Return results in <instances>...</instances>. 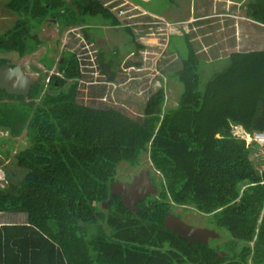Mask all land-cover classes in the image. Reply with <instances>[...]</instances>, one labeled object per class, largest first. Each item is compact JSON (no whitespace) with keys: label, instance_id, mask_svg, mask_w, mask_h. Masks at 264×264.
<instances>
[{"label":"trees","instance_id":"1","mask_svg":"<svg viewBox=\"0 0 264 264\" xmlns=\"http://www.w3.org/2000/svg\"><path fill=\"white\" fill-rule=\"evenodd\" d=\"M5 7L18 18L0 33V53L21 57L42 43L35 30L49 15H58L64 26L71 18L77 23L98 15L117 22L102 0H8ZM248 8L264 22V0H250ZM186 38L188 57L168 74L183 84L178 102L166 105L163 84L139 104L137 117L120 105L78 101L81 72L73 52L59 63L64 77L52 76L53 92L42 94L41 80L28 95L0 89V130L12 138L26 132L30 142L15 154L22 179L0 185V212L27 214L24 224L0 225V264H7L1 251L8 246L24 247L18 253L23 256L31 251L29 264H264V169L258 171L250 156L258 143L233 133L234 125L264 131V48L233 52L202 86L200 60ZM45 59L50 68L55 59ZM6 63L9 58L0 57V65ZM101 89L96 93L102 98L106 87ZM9 138L0 136L5 157ZM144 153L160 174L156 195L163 201L136 214L124 210L110 185L119 163L137 166ZM109 199L114 202L105 210ZM172 201L211 214L233 244L242 241L232 260L168 229L164 219ZM165 243L167 250L161 249Z\"/></svg>","mask_w":264,"mask_h":264},{"label":"rangeland","instance_id":"2","mask_svg":"<svg viewBox=\"0 0 264 264\" xmlns=\"http://www.w3.org/2000/svg\"><path fill=\"white\" fill-rule=\"evenodd\" d=\"M8 0H0V33L5 32L6 29L9 27H12L18 18V16L9 11L5 7V2ZM144 2L148 3V8L153 9V11H156L161 17H163L166 20H169L170 22L173 21H181L184 18H186V11L189 10V6L191 2L195 3V0H152L150 3L148 0H143ZM129 4H137L136 1H128ZM143 6V5H140ZM140 10V9H139ZM150 11V10H149ZM153 11L151 12L153 14ZM141 13V21L139 26L141 32H140V38H141V44L144 45V49L141 52V56H139L137 59L141 62L140 68L145 69L143 71L138 72H132L131 75H136V79H134L133 84H130L128 82V79L126 77L127 74L118 75V79H121L122 81L125 80L126 84L123 86V88H117L114 91L112 88H108L107 92L103 95V97L97 96V89L93 88L89 89L87 86L82 85L81 90L78 95V101L82 104L95 106V107H105L109 105H120L125 108V111L134 117H137L141 114V111L139 110V102H136L133 99L139 100L140 102H143L150 94H152L153 90H156L163 84L167 87L166 88V105L167 106H175L178 102L179 96L183 90V84L175 77L171 76L169 78V73H174L178 68L182 65L183 58H186L189 53V49L187 46V38L183 35H172L169 49L165 52L163 56H157L156 53L162 52V49H164L165 44H163L164 37L163 29L164 23L158 24L160 21H163L160 19L158 15H150L147 12H144L143 10L139 11ZM147 13V14H146ZM159 17V18H157ZM51 17H47L46 20L50 19ZM95 19V16H89L87 18L86 22L93 21ZM150 20H153V24L155 27L153 30H156L157 33L155 36H153L152 32L153 30L149 28L150 24H147L145 27V24L143 22ZM53 20L52 18L49 21H46L44 24H42L41 28L42 30L38 33L39 37L44 40V42L38 47V50L32 53L31 55L19 57V54L17 52H7V53H0V57H6L9 58V61L14 63H28V61H31L35 65H41L40 61L38 60L39 55L42 54L41 59H45L46 54L50 53V55H53L56 59V68L58 66V60L60 58V55L56 54V52L52 49V47L57 48L58 50H66L67 47H70L73 43H77L80 41L81 44H88V46L91 49L93 57L96 54V45H99L100 48L106 49L108 52H113L114 50L117 51H123L125 47L127 46V37L128 34L124 28H120L118 30L114 28H110L107 30L106 34H103L102 32H99L98 34L95 33V31H92L90 34L93 37H96L97 43L94 41H87V39H80L79 34L82 32L78 30L75 27H72L76 33L65 32L61 33L58 31V26L55 23H51ZM99 23H102L101 21H98ZM157 22V23H155ZM138 21L136 22V24ZM159 26V27H158ZM96 30V29H94ZM120 30V32H119ZM119 32V34H118ZM99 34H103L100 36ZM139 35V34H138ZM78 45V44H77ZM102 48V49H103ZM80 50L82 51V57L85 56L83 52V47L80 46ZM177 50V55H180L178 57L177 55H174L172 52ZM80 52V51H79ZM150 53V54H149ZM212 56V53L210 54ZM95 58V57H94ZM155 60H154V59ZM113 59V57H112ZM46 61L48 58L45 59ZM29 64V63H28ZM229 64V59H222V60H213L211 62H204L201 61L200 63V75L202 80V86L206 84V82L212 77V75L216 72L221 71L223 68H225ZM97 65V64H96ZM155 65V66H154ZM138 65H136V68ZM29 72L33 70L32 68L29 69ZM132 70H135L132 68L129 70L130 72ZM136 71V70H135ZM142 72V73H141ZM44 73V72H43ZM41 73V74H43ZM141 73V74H139ZM41 77L45 78V75H41ZM95 78V77H94ZM100 79L101 78H97ZM46 82V81H45ZM154 88V89H153ZM49 89V91L53 92V89ZM106 90V89H105ZM132 97V98H131ZM106 98V100L104 99ZM114 101L117 103L115 104ZM2 129V128H0ZM8 132V131H7ZM0 130V136H6L11 137L9 138V144H3V146L9 147V153L10 155L5 156L0 152V185L6 186L7 183L10 180H20L25 174V171L18 166L15 159V154L28 146L30 144L29 142V135L26 134V132H23L18 137L12 138L13 136H9V132ZM8 135V136H7ZM13 135V134H11ZM249 141V138H248ZM247 141V142H248ZM252 153H251V159L254 164V167L261 171L264 169V146L252 143L251 145ZM2 157V158H1ZM150 158L148 153H144L142 155V160L139 165H137L136 168H141L142 166H145L147 168L153 169V173L155 176L160 177L159 172H156L154 169V166L150 164ZM129 165L126 161H122L118 165V175L121 176L124 172V168ZM130 174V172H128ZM176 209L175 206L169 204L170 208ZM171 208V209H172ZM193 210H188V214L192 215ZM2 213V214H1ZM184 214V213H183ZM186 214V213H185ZM17 220L15 222L22 223L27 222V214L26 213H20V212H0V220L2 222H10L12 219ZM206 222H208L210 225H216L214 222L213 217L211 218H205ZM217 226V225H216ZM218 227V226H217ZM218 230L222 231V237H212L213 239L210 241L211 248L218 247L219 242L221 240H224V237L230 238L231 240H228L226 245H221L220 247L227 251L230 255H232L231 258L227 257V261L232 260L235 255L234 249L239 250V247L235 244H233V238L231 235L225 230L218 227ZM217 231V230H216ZM217 233H219L217 231ZM240 242V241H238ZM242 242V241H241ZM244 243V242H243ZM239 245H243L242 243H239ZM167 250L168 245L167 243L163 244L161 249ZM236 250V251H237Z\"/></svg>","mask_w":264,"mask_h":264},{"label":"crops","instance_id":"3","mask_svg":"<svg viewBox=\"0 0 264 264\" xmlns=\"http://www.w3.org/2000/svg\"><path fill=\"white\" fill-rule=\"evenodd\" d=\"M106 1L107 0H102L103 7H106V9L108 8V11H110L114 15V17L117 19V22H113V23L107 22L104 20V18L98 15L95 16V19L93 21L90 22L77 21V23L73 22L72 18L70 17L71 18L69 19L70 22H68L69 24L67 25H69L70 27L76 25L77 26L84 25V29L86 30L83 31L81 34H79L80 39L83 40L87 39V41H94L95 43H97V39L96 37H93L90 34L92 31H95V33L97 34L99 32L106 34L107 30L110 28H114L116 30L120 28H124L128 34V37L126 39L127 46L122 52L120 50L119 51L114 50L113 52H108L103 47L102 49L99 47V45H96L95 63L97 64V66L93 70H89V68L83 67V64L85 62L82 59L81 56L82 51L80 50V46H82V44L80 43V41L74 44L72 40V44L70 45V47H67L66 50H60V49L58 50L57 48L52 47V49L56 52V54L60 55V58L58 60L57 68H56L57 61L55 60L53 65L50 68H48L49 72H47L48 69H46V64L42 62L41 59L42 54L39 55L38 58L41 65H35L31 61H28L29 64L19 63L23 66L27 74L35 78L37 80V83L39 82V80L45 82V78L41 77V75H45L46 79H48L49 77L51 78L54 75H59V72H61L59 76L64 77L63 72L61 70L59 71V67H60L59 63L65 58V53L71 52L70 49L74 48L76 49V53L75 52L74 53L77 55L78 64L81 72V75L76 78V80L79 81V92L81 90L82 85L87 86L89 89L98 88L97 90H99V88L101 89V87L104 86L106 87L105 90L106 92L108 88H112L113 91L117 88H123L126 82L125 80L122 81L121 79H118V75L127 74V76L129 77L128 73L130 68L135 63L137 62L140 63V61L137 58L141 56V52L144 49V45L141 44L140 26L137 31L134 29L133 32L131 26L128 25V23L131 22L132 19L128 17L126 11L125 13H121V10H127L131 13L132 8L134 9L135 12L143 10L144 12H147L150 15L153 14L158 15L160 19L163 20L160 21L158 24L164 23V27H165L162 28L163 33H161L163 34V36H165L163 38L165 41L163 43L165 44V47L164 49H162L164 54L169 49L170 41H171L170 37L172 35H183L185 37H188V41L193 45V48L199 57L200 63L201 61L211 62L213 60L229 59L230 55L235 51L244 52L251 50H261L264 48V22L258 21L250 15L248 8V3L250 0H195V3H193L192 1L189 6V10L186 11V15H187L186 18H184L181 21H173V22L164 19L156 11H153V9L148 8V3L144 2L143 0H115V5L117 7H114L113 5H108ZM128 1H136L137 4L127 5L129 4ZM148 1L149 3L151 2V0ZM149 10L151 12L153 11V14ZM48 17L54 18L51 15H49ZM98 21H101L102 23H99ZM136 21L141 22V19L137 17ZM52 22H54V20ZM155 25L157 24H153V28L155 27ZM41 26L37 30H35V33L38 36H39L38 33L42 30ZM103 34H99V35L102 36ZM155 34H159V33H157L156 30H153V36H155ZM41 40L43 43L44 40L43 39ZM77 44H79L78 47L76 46ZM187 46L189 49L188 44ZM38 47L35 51L38 50ZM88 50H91L89 46H88ZM10 52H17V51H10ZM32 53L26 54L24 56L31 55ZM172 53L174 55L178 54L177 50L173 51ZM211 53L212 56H210ZM177 56L180 57V55ZM19 57L21 56L19 55ZM51 57L56 59L53 55H51ZM132 57H134V59H132ZM11 63L13 66L16 65L14 62ZM123 66L127 68L126 71H124L125 73H123L122 71ZM28 68L33 69L31 71L32 73L29 72ZM199 69H200V64H199ZM52 72H55V74L50 76V73ZM112 74H115L114 79H110ZM128 77L126 78L128 79ZM97 78H101V81L100 79ZM73 82H74L73 79L69 80L70 84H72ZM56 87H58V85H56ZM236 127L240 131H245L247 134H249L243 128L242 125H236ZM240 138H244L246 139V141H248V138L244 136ZM247 143L249 144L251 143L250 139ZM15 221H17L15 220V218L12 219L10 222H2L0 220V225L19 224ZM24 223L26 222H22V224ZM237 243L239 245V243L242 242H237ZM22 248L24 247H21L19 249H15L14 247H9V246L4 247V249L1 251V258L4 259L7 264H24V261L26 262V264L33 262V260H31V251L30 253L24 256L18 254L22 250Z\"/></svg>","mask_w":264,"mask_h":264},{"label":"flooded vegetation","instance_id":"4","mask_svg":"<svg viewBox=\"0 0 264 264\" xmlns=\"http://www.w3.org/2000/svg\"><path fill=\"white\" fill-rule=\"evenodd\" d=\"M63 9H62L61 13L64 12ZM125 11H126V14L128 15V17L130 19H132V21L129 22L128 25L131 26L133 32H134V29L137 31L138 28H139V24L138 23H140V22H138L136 24V22H137L136 18L137 17L140 18L141 17V13L139 11L135 12L133 8H132L131 13L129 11H127V10H125ZM55 16L57 18L56 17L52 18V20H54V22H51V23L57 24L59 32L63 33L66 30L68 33H70V32L76 33L75 31H72L74 29L72 27H70L69 25L64 26L60 22L61 19H60V17L58 15H55ZM143 23L145 24V27L147 26V24H150L149 28L153 30V20L152 21L147 20V21H145ZM141 24H142V21H141ZM73 27L77 28L81 32L86 30V29H84V25H81V26H77L76 25V26H73ZM150 33H153V31L150 32ZM76 46L78 47L79 44L76 45ZM81 47H83V52L85 54V56L82 57V59L83 60L88 59L87 55H89V53L91 52L90 50H88V44H82ZM70 50H71V52H73V53L75 52L76 53V49H74V48L72 49L71 48ZM48 56L51 57L50 53H48ZM81 56H82V54H81ZM132 59H134V57H132ZM89 60H92V58L90 56H89ZM95 60H96V56H95ZM9 64L12 65V63H9ZM15 64H19V63H15ZM87 64H88L87 66H88L89 70H93L94 66H95V68L97 66L96 63L94 65H90V63H87ZM46 69H48V68L46 67ZM122 69H123L122 70L123 73H125L124 71H126L127 68L125 66H123ZM59 71H60V67H59ZM47 72H49V69H48ZM131 73L132 72L128 73L129 74L128 82L130 84H133L135 78L131 75ZM53 74H55V72L50 73V76H52ZM60 74H61V72H59V75ZM59 75H57V76H59ZM51 79H52V77L51 78L49 77L48 79L45 80L46 82L43 81L44 84H45V86H44L45 88H50L49 82L51 81ZM45 88H44V91H42V94L46 91ZM132 100L141 103L139 100H136V99H133V98H132ZM136 167L137 166L127 165L124 168L123 174L121 176L117 175L115 181L112 182L111 184L115 183L116 181H119V183L115 186V190L118 192V195L117 194H113V193L112 194L113 195H117L120 198V201H121V203H122V205L124 207V210H126L128 212H131V213H136L137 214V213L141 212L142 208L152 207L151 209H153V206H156V204L154 203L156 201V199H158L160 201H163V198L160 197L159 195H156L161 190V184L159 183L158 178L153 173V169L147 168L145 166H142L139 169L136 168ZM128 172H130V174H128ZM136 177H140V178L138 180H135ZM131 185L132 186L134 185L138 189V192L142 193V195H145V196H129V197H127V201H130L131 203L135 202L134 206H128V205L124 204V199H125L124 195H127L129 193V186H131ZM110 188H111V185H110ZM153 190H156V191L153 192ZM140 197H143V198H140ZM110 200H113V199H109L108 201H105V202L102 203V207H104L105 210L108 208L109 205H111L114 202V201L111 202ZM164 201H166V200H164ZM171 204L173 206H175L176 209L171 207L172 209L170 208L167 211L165 219L168 216V214L170 213V214H173L172 217H176V216L180 217L181 220H183L185 223H187L189 225H193L195 227H201V228H211V229H214L215 231L217 230L219 232V236H217V237H222V233H221L222 231L221 230L219 231L218 227L216 225H213V224L210 225L208 222H206L205 218H208V219L210 217L212 218L211 214H206L204 212H201L200 210H198L197 208H195L194 206H191V205H181V204H176V203H173V202ZM130 207H132L133 209L130 208ZM188 210H193L192 211V215L188 214ZM123 216H125L124 212H123ZM165 219H164V223H165ZM173 219H172L173 222L176 223L177 221L175 220V218H173ZM167 228L170 229L171 231H173L170 227H167ZM179 237L187 239V242L189 244H192V245H195L197 243H203V244H206V245L208 244V245L211 246L210 241L213 239L212 236H210L208 238L207 242L202 241V240H198V241H195V242H189L188 238H185V237H182V236H179ZM228 240H231V239L227 238V237H224V240H221V242H219L218 247H215V246L213 247L215 253L221 259H224L225 257H229V258L232 257V255H230L229 253H227V251L223 250L220 247L221 245H226ZM235 245H237L239 247L237 242H235ZM150 246L153 247V245H150ZM225 263H227V261H225ZM248 263L249 264L251 263V259L248 260Z\"/></svg>","mask_w":264,"mask_h":264},{"label":"water","instance_id":"5","mask_svg":"<svg viewBox=\"0 0 264 264\" xmlns=\"http://www.w3.org/2000/svg\"><path fill=\"white\" fill-rule=\"evenodd\" d=\"M36 83L37 80L28 75L21 64H16L14 66L10 64L0 65V89L6 90L7 93L14 95H28L32 86H34ZM139 178L140 177H136L135 180H138ZM118 183L119 181H116L115 183L111 184V193L118 195V192L115 190V186ZM155 191L156 190H153V192ZM129 196L145 195H142V193L138 192V189L134 185H131L129 186V193L124 195V204L128 206H134L135 202L131 203L130 201H127V197ZM110 201L112 202L113 200ZM172 216L173 214H168L165 219V225L170 227L179 236L188 238L189 242H195L198 240L207 242L210 236H219V233H217L214 229L195 227L185 223L180 217ZM173 218H175L177 221L176 223L173 222Z\"/></svg>","mask_w":264,"mask_h":264},{"label":"built area","instance_id":"6","mask_svg":"<svg viewBox=\"0 0 264 264\" xmlns=\"http://www.w3.org/2000/svg\"><path fill=\"white\" fill-rule=\"evenodd\" d=\"M113 0L109 1V4L112 2ZM121 13H125V10H121ZM162 54V52H161ZM154 59V58H153ZM155 60V59H154ZM133 68L137 71L142 70L139 66L136 68V66H133ZM233 133L236 136L239 137H246L244 134L245 132L240 131L239 129H237V127L235 126L233 129ZM248 137L250 139V141H255L260 145H264V131H254L253 133L248 134Z\"/></svg>","mask_w":264,"mask_h":264},{"label":"clouds","instance_id":"7","mask_svg":"<svg viewBox=\"0 0 264 264\" xmlns=\"http://www.w3.org/2000/svg\"><path fill=\"white\" fill-rule=\"evenodd\" d=\"M109 1H111V0H107L106 1V3L108 4V5H113L114 7H117L116 5H115V0H113L110 4H109ZM91 51V50H90ZM150 54V53H149ZM157 54H159L158 56H163L164 55V52L162 51V54H160V53H156L155 55L157 56ZM88 56V59H85L84 60V64H83V67L84 68H88V64L87 63H90V65H94L95 64V56H96V54H95V56L93 57V55H92V52H90L89 53V55H87ZM89 56L92 58V60H89ZM133 66H136V63L133 65ZM133 66L130 68V70L133 68ZM139 67H140V65H138ZM155 66V65H154ZM94 68H95V66H94ZM143 70H145V69H142V70H140V71H143ZM130 72V71H129ZM131 72H138L137 70L135 71V70H132ZM133 77L134 78H136V75H133ZM236 125H234L233 126V129H234V127H235ZM7 132V131H6ZM242 132H245V131H242ZM8 133V132H7ZM249 133V132H248ZM9 134V133H8ZM247 133L245 132V136H246V138H249V137H247V135H246ZM250 134V133H249ZM8 136V135H7ZM251 143L252 142H255V141H250ZM260 145V144H259ZM262 146H264V145H262ZM2 158V157H1ZM6 158V157H5ZM3 186V185H2ZM217 232V231H216Z\"/></svg>","mask_w":264,"mask_h":264},{"label":"bare ground","instance_id":"8","mask_svg":"<svg viewBox=\"0 0 264 264\" xmlns=\"http://www.w3.org/2000/svg\"><path fill=\"white\" fill-rule=\"evenodd\" d=\"M247 135V137H248V134H246Z\"/></svg>","mask_w":264,"mask_h":264}]
</instances>
